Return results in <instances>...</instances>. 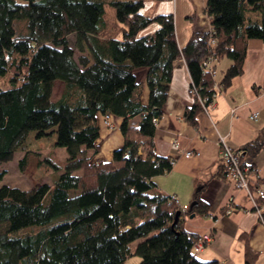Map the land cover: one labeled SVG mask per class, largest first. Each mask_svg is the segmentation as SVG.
<instances>
[{
    "label": "trees",
    "instance_id": "obj_1",
    "mask_svg": "<svg viewBox=\"0 0 264 264\" xmlns=\"http://www.w3.org/2000/svg\"><path fill=\"white\" fill-rule=\"evenodd\" d=\"M108 5L115 10L109 19ZM143 8V0H0V182L2 165L31 133L56 136L53 146L68 154L52 184L0 187V264H124L133 255L138 264H220L195 255L200 235L185 227L187 215L207 214L210 204L197 194L183 211L153 181L173 167L156 150V123L174 64L184 59L195 91L184 119L198 126L199 97L217 95L215 68L205 62L231 60L219 83L228 89L244 71L249 40L264 41V0H207L211 31L193 33L183 47L174 14ZM138 69L147 70V104ZM57 82L64 88L54 99ZM100 115L140 117L108 161L97 159ZM263 148L264 128L242 149V164ZM26 162L27 155L19 166ZM256 261L246 242L245 264Z\"/></svg>",
    "mask_w": 264,
    "mask_h": 264
},
{
    "label": "crops",
    "instance_id": "obj_2",
    "mask_svg": "<svg viewBox=\"0 0 264 264\" xmlns=\"http://www.w3.org/2000/svg\"><path fill=\"white\" fill-rule=\"evenodd\" d=\"M143 1V9L147 8L144 13L174 14L180 47L186 44L193 33L211 31L206 11L207 0ZM153 26L141 34L154 32L158 25ZM230 64L228 58L212 61L218 86L214 106L207 112L203 110L199 115L198 126H193L184 119L186 109L193 104L192 79L185 60L175 62L164 115L156 123L154 137L158 154L172 157L175 161L171 171L154 177L153 181L159 191L175 196L180 205L187 209L197 194L210 204L207 214H195L194 218L187 215L185 219L188 231L200 236L209 234L211 237L200 251L195 252L200 260L245 264L248 242L257 255L256 264H264V224L258 214L250 210L252 201L247 193L237 189L231 177L225 174L219 145L220 139L224 138L231 147L243 149L264 128V41L249 40L243 73L233 79L228 89L223 90L219 83ZM146 73V69H138L136 73L144 85V104L149 101ZM256 112L257 120L251 119V115ZM113 120L118 126L108 129L104 117L98 116L101 152L97 159L100 161L112 159L113 152L123 145L125 131L135 128L140 117ZM52 137L55 142L56 136ZM174 142L179 143L180 150L172 148ZM186 151H196L199 155L187 158ZM245 161L253 167L251 179L255 183L263 181L264 148L254 158L247 156Z\"/></svg>",
    "mask_w": 264,
    "mask_h": 264
},
{
    "label": "rangeland",
    "instance_id": "obj_3",
    "mask_svg": "<svg viewBox=\"0 0 264 264\" xmlns=\"http://www.w3.org/2000/svg\"><path fill=\"white\" fill-rule=\"evenodd\" d=\"M142 10V12H144L147 8ZM106 14L108 19L115 17V10L108 5L106 7ZM150 28L146 30H150ZM71 39L73 43L74 37L72 36ZM75 55L76 58H78L80 53L76 51ZM2 87L6 88L7 86L4 84ZM63 88V83L57 82L55 84L54 99L60 97ZM53 139L54 137L52 136L37 139L36 133H31L23 145L17 149L14 158L2 165L1 169L6 171V175L0 182V187L2 185H8L31 190L35 185L41 183L52 184L55 174H57L55 166L63 167L68 156L67 150L64 147L53 146ZM25 155H27V162L26 165L21 168L19 166V161ZM138 243L139 241L132 243V249H135ZM140 260L141 258L139 256L133 255L129 257L124 264H138Z\"/></svg>",
    "mask_w": 264,
    "mask_h": 264
},
{
    "label": "built area",
    "instance_id": "obj_4",
    "mask_svg": "<svg viewBox=\"0 0 264 264\" xmlns=\"http://www.w3.org/2000/svg\"><path fill=\"white\" fill-rule=\"evenodd\" d=\"M212 61L205 62V67L208 70L212 69ZM213 74H215V71L213 70ZM217 84L215 83L214 88L217 89ZM195 92V91H191ZM216 97V94L212 99L209 97L202 98L199 97L200 102L203 106V109L207 112L208 109L212 106H214V99ZM258 113H253L251 115V119L257 120ZM104 124L109 129H114L117 127L116 123L112 119L111 116L106 115L104 118ZM220 149H221V158L223 161V164L225 166V170L227 172V175L231 177L232 182L234 183L235 187L239 190H242L247 193L249 198L252 201V209L251 211H254L258 214L261 222L264 224V181H262L258 186L254 184L255 182L251 179L250 173L251 169L249 167L244 166L242 164V157L244 155V151L242 149H235L231 147L224 138H221L219 141ZM172 148L176 151L180 150V145L178 142H174L172 144ZM199 155L196 151H186L185 157L190 158L193 156ZM175 159H173L174 164ZM253 186H256L255 189ZM176 202L178 204L179 201L176 197H174ZM183 211L187 210V207H183ZM232 211V210H231ZM230 211V212H231ZM211 237L209 234H205L200 236L199 241L194 246V251L198 252L200 251L209 241Z\"/></svg>",
    "mask_w": 264,
    "mask_h": 264
},
{
    "label": "water",
    "instance_id": "obj_5",
    "mask_svg": "<svg viewBox=\"0 0 264 264\" xmlns=\"http://www.w3.org/2000/svg\"><path fill=\"white\" fill-rule=\"evenodd\" d=\"M194 205H196V202H193V203L190 205V210L193 209V206H194ZM180 215H181V213L179 212V213L177 214V216H176L175 224L177 223V221H178ZM194 217H195V214H191V215H190V218H194Z\"/></svg>",
    "mask_w": 264,
    "mask_h": 264
},
{
    "label": "clouds",
    "instance_id": "obj_6",
    "mask_svg": "<svg viewBox=\"0 0 264 264\" xmlns=\"http://www.w3.org/2000/svg\"><path fill=\"white\" fill-rule=\"evenodd\" d=\"M195 252V251H194Z\"/></svg>",
    "mask_w": 264,
    "mask_h": 264
}]
</instances>
